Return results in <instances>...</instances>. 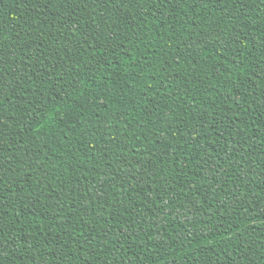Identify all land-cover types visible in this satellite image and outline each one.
I'll list each match as a JSON object with an SVG mask.
<instances>
[{
	"label": "trees",
	"instance_id": "16d2710c",
	"mask_svg": "<svg viewBox=\"0 0 264 264\" xmlns=\"http://www.w3.org/2000/svg\"><path fill=\"white\" fill-rule=\"evenodd\" d=\"M222 4L224 0H215L204 8L164 0L159 7L151 6L146 22L121 10L110 17L116 21L109 25L112 35L103 32L111 46L95 52L85 49L81 58L75 48L68 53L61 47L68 44L69 32L57 28L62 20L75 26L68 15L75 12L88 21L80 24L77 36L85 28L91 32V9L81 12L83 4L76 7L70 0H0L4 48L16 57L27 53L23 63L6 55L7 67H19L14 89H5L8 94L0 104V162L5 169L0 264L264 262V81L258 78L264 64V5L261 0H229L224 13ZM103 8L99 5L93 13L97 20ZM241 14L253 19H231ZM222 30L224 41L236 39L227 53L221 41L211 39L207 60L199 47H189L191 40L209 33L214 37ZM48 37L61 38L60 44ZM37 44L43 46L44 57H54L45 59L54 72L39 65L27 67L32 57L28 49L34 52ZM181 53L185 58L177 64ZM72 55L79 66H72ZM237 79L247 91L234 86ZM80 96L83 99L77 100ZM229 96L250 111L245 123L234 129L243 132L236 139L244 148L225 159L227 145L213 121L240 112L225 100ZM52 97L59 113L38 122L33 109ZM213 165L214 177L208 174ZM61 181L74 198L85 200L106 188L109 195L100 203L114 205L109 208L114 216L110 234L103 227L108 212L104 220L95 218L100 223L96 232L85 220L72 222L76 228L84 225L90 241L95 237L91 250L87 245L80 249L67 231L61 235L57 228L64 220L50 219L44 207L33 215L27 193L34 197L40 188L47 193ZM47 203L42 199V205ZM133 228L135 238L128 239ZM101 231L106 238L98 234Z\"/></svg>",
	"mask_w": 264,
	"mask_h": 264
},
{
	"label": "snow or ice",
	"instance_id": "6c2138e0",
	"mask_svg": "<svg viewBox=\"0 0 264 264\" xmlns=\"http://www.w3.org/2000/svg\"><path fill=\"white\" fill-rule=\"evenodd\" d=\"M70 2L76 6L79 7L80 4H83V8H80V11L83 12L85 9H91V12L89 13V20L91 21L90 27L91 32L88 31L87 28L84 29L82 36H77V33L81 31L80 24L83 22L85 24H88V21L85 20L83 16H77L75 12L68 14L72 24L75 26H70L69 22L67 20L61 21V26L57 28V31H63L68 30L69 35L67 37L68 44L61 45V47L68 53L72 51V48H75L76 53L79 54V56L82 58L84 54L85 49H90L91 51H99L101 48L104 47L105 44H108L111 46L112 41H110L107 37L103 36V32L107 31L109 33V36L112 35V32L109 30V25L115 24L116 21L110 19V17L121 10L127 11L133 18L137 16L144 17L145 22L147 21V15L151 9V6L155 5L159 7L162 3H164V0H70ZM191 2L194 5H203L204 8H208L210 3H215V0H167V3L169 4H179L184 5ZM229 0H224V4H227ZM253 3H255V0H252ZM262 5H264V0H261ZM224 4L221 5V11L224 13H227L229 9L224 6ZM99 5H104V8L102 9V12L99 13V19L97 20L93 13H96V9ZM247 6V5H245ZM133 9H136V11H133ZM193 11H195V8H193ZM237 13H240V9L235 10ZM103 13H108V16H104ZM232 20H238V19H253L252 17H246L242 14L239 16H232ZM240 33H236V36H239ZM6 39V37H2V34H0V104L3 103L2 97L7 95L8 93L5 91V89H14L15 85L13 84V80L16 79V70L18 69L19 65H16L15 68L7 67V60L6 55L11 57L13 61L19 60V62L23 63L25 60V56H27V53H25V56H19L16 57L15 52H8L7 49L4 48L3 40ZM19 39V37H17ZM48 39H52L54 44L59 45L61 38L57 37L53 39L52 37H48ZM211 41L214 43L215 41H221L223 45L224 52L227 53L231 46L235 44L236 39L235 37L231 41H224L223 40V30L219 33H216L214 37H212V34L209 33L207 36H200L198 40H191L189 47L192 49H196L199 47V50L201 52L206 53V55L203 57V59L207 60L212 55V50L209 48V43ZM20 43H23V41H20ZM69 45L72 47L70 48ZM261 46H264V41H261ZM41 44H37L35 47V51L31 48L28 49V52H32V57L28 59L27 61V67L28 68H35L37 65L43 66L49 73H52L55 71V68H50L48 65L45 64V59H54L52 56L44 57V52L42 49ZM251 51V49H249ZM101 56H104V52L100 53ZM188 55L190 56L191 53L189 52ZM41 57H44L43 59ZM183 53H181L177 59L176 63L179 64L180 60L184 59ZM264 59V56L261 57ZM71 60L72 66L76 67L80 65L79 60L76 58L75 55H72L69 57ZM60 63V62H57ZM90 63V61H89ZM193 70L195 71L197 69V65L193 64L191 65ZM261 75L258 77L260 80L264 81V64H261ZM68 71L71 72L72 68H68ZM139 71V69H137ZM40 75H43V73H39ZM8 76H12V79H8ZM20 79H23V76L20 77ZM50 82V81H49ZM234 86L237 88H243L245 91H247V86L245 84H242L239 79H237L234 82ZM252 91H255V89H252ZM83 99V96L77 97V100ZM94 99V98H93ZM225 100H231L232 104L239 107L240 112L236 113L233 112L231 118L227 117V113L225 114L226 119L225 120H219V121H213L217 125V130L221 132V139H223V142L225 145H227V150L225 151L224 158H229L234 152H236L238 149L244 148V143H241L239 140L236 139L237 136H243L242 131H234V129L237 128L238 124H244L247 120V114L250 111L249 108L243 107L239 101L231 96L225 97ZM260 104L261 107L264 108V89H262V94L260 97ZM83 107V104L81 105ZM231 110V106H230ZM33 111L37 113V116L39 118L40 123H43V121L47 120L49 118L50 113L51 114H58L59 108L57 107V101L55 97H52L51 100H45L42 104L37 105ZM28 113L25 112V116H27ZM244 115L245 120H240L239 116ZM103 126V125H102ZM194 127V126H192ZM187 133H185L186 135ZM194 135L199 137L201 133L199 131H194ZM245 143H249L247 137L244 138ZM261 144L264 145V140H261ZM0 154H2V142H0ZM214 157L217 156L216 153L213 154ZM191 162V161H189ZM205 164L208 163V161H204ZM220 160L219 158H216L215 164H219ZM9 168H11V164L8 165ZM199 167V165H198ZM5 169L3 166V163L0 162V186L3 184V173ZM200 171H204L203 168L200 169ZM208 174L210 176L216 175V169L215 165L210 167L208 169ZM185 175H188V173H185ZM195 177L193 176V179ZM152 179H155V176L153 175ZM46 187V186H45ZM99 187V186H98ZM80 192L83 193L84 197H88L89 193L85 192L83 189H79ZM19 195V194H17ZM28 197L33 200V215L36 214L35 209L38 207H44L46 213H51L50 219L52 220H59L63 219L64 223H61L57 231L61 232V235H63L64 231H67L68 236L70 239L73 240L74 243L79 245L80 249H83L85 245H87L88 249L91 250L92 245L97 243L95 237H92L91 241L89 240V236L85 234L84 225H80L79 228H76L75 225L72 223L75 221L76 223H79L80 220H85V223L87 225H95L92 228L93 232H96L97 229L100 227L99 220H104L103 213L108 212V219L105 221L103 227L107 229L108 234L111 233L110 225L112 223V219H114L113 212L109 211L110 207L114 208V205H108V204H101L100 201L104 200L108 197L107 189L104 188L103 191L99 193V195L93 193L91 200H85L81 199L80 197H73V192L70 188L66 189L64 186V182L61 181V184L55 188H53L51 191H48L45 193V188H40L35 196L33 197L32 192L27 193ZM118 195V194H117ZM0 199H2V193H0ZM42 199H46L48 203L46 205H42L41 201ZM95 201V203H93ZM21 203H23V197H21ZM27 207V205H24ZM2 207V205H0ZM118 211V209H115ZM67 214H70L66 216ZM0 216H2V213H0ZM99 216V220H96L95 218ZM87 218V219H85ZM116 224L119 225L120 228L125 229V232L128 230L125 228L124 224L120 222V220H116ZM67 225V227H66ZM139 227H142V225H138ZM73 231L77 233L76 237H73ZM136 229L133 228L132 232L128 235V239H134V233ZM101 237L106 238V233L101 231L98 233ZM113 240L116 239V237L113 235ZM4 243V237H3V230L2 227H0V250H2ZM16 241H12V244L15 245ZM24 243H29L28 241H24ZM31 246V245H30ZM95 255V253H92ZM259 259V257H257ZM264 264V262H262Z\"/></svg>",
	"mask_w": 264,
	"mask_h": 264
}]
</instances>
